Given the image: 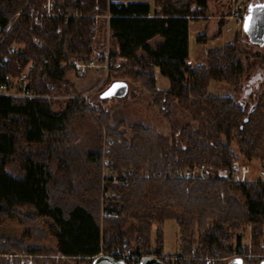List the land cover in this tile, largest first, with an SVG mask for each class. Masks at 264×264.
I'll return each mask as SVG.
<instances>
[{"label": "trees", "instance_id": "1", "mask_svg": "<svg viewBox=\"0 0 264 264\" xmlns=\"http://www.w3.org/2000/svg\"><path fill=\"white\" fill-rule=\"evenodd\" d=\"M53 1L59 15L33 25L26 12L45 0H0V24L24 12L5 35L0 80L17 78L35 63L30 88L52 96L0 97V221L18 219L30 228L29 238L40 241L37 238L46 231L34 225L44 219L56 247L45 250L28 247L23 240L0 238V253L53 252L88 259L99 253L102 240L109 248L120 247L124 241L132 244L135 235V253L161 256L159 226L168 219L176 222L181 245V252L171 256L181 257L182 264H196L185 259L189 255L218 257L239 248L248 251L239 235L248 225L257 249L264 240V182H227L213 172L234 170L238 159L234 139L249 159L261 157L264 151V78L254 94L238 98L258 77L248 80L252 64L249 57L243 58L241 36L223 50L210 51L206 65L193 66L190 16L195 15L193 6L205 11L207 0H155L153 13L144 2ZM100 13L110 16V68L101 87L91 94L101 93L115 80L139 84L168 123L174 105L189 116L190 123L171 126L170 134L143 124L114 125L109 110L92 105L91 94L83 97L98 84L75 93L68 79L74 67L69 61L91 58L95 16ZM223 28L221 23L215 38L221 37ZM197 41L206 42L203 36ZM14 44L23 48L7 52ZM156 68L170 81L168 90L157 87ZM213 81L228 83L232 97L209 96ZM55 95L69 97L58 110ZM104 147L109 149L110 167L126 172V180L114 184L103 178ZM262 159L264 169V154ZM196 165L206 166L207 178L170 175ZM233 191L241 192L243 199ZM155 228L157 247L151 239Z\"/></svg>", "mask_w": 264, "mask_h": 264}, {"label": "rangeland", "instance_id": "2", "mask_svg": "<svg viewBox=\"0 0 264 264\" xmlns=\"http://www.w3.org/2000/svg\"><path fill=\"white\" fill-rule=\"evenodd\" d=\"M112 1L113 2H117V1L144 2V3L152 4L155 7V0H112ZM259 1L261 0H207V8L205 11H203L200 7L193 6L192 11L195 13V15L190 16L191 20L189 22V29H190V37H191V58H190L191 63H193L194 55L197 48H200V45L202 44L197 41V38L199 36H203L204 40L206 41L205 43L208 42L206 47L210 51L223 50L225 46L233 44L235 42L236 36L237 37L241 36L242 48L244 54L243 58L245 59V61H247L246 59L249 57L252 64V70L250 76H248V80L250 78H253L254 76H257V74H258L257 77L258 79L256 78L254 82L250 86H248L249 91L244 96L242 95L238 96L240 100L247 99L248 96L254 94L258 89V85H260V82L264 78V45L262 46L252 42L249 33H246L243 27L244 16L246 21L250 22L249 23L250 29L252 28V23L254 22L255 18L258 19L257 17L258 7L254 9V12H250V13H248V8L250 7L251 4L254 5ZM54 6L56 13L55 15L57 16L60 13V8L57 7V4L55 2H54ZM19 13L20 12L15 14L13 17L12 20L13 27L17 22L20 21L21 16H18ZM95 17H96V25L94 28L95 34L93 36V40H94L93 51H96L97 54V53H103L107 49V47L109 48L111 32L108 26V20L110 17L109 14L100 13L97 14ZM221 23H224L222 35L220 38L217 37L215 38L214 36L218 32V28ZM13 47L16 49L19 48L22 49L23 45L14 44ZM208 53H207V57H208ZM255 54L260 55V57H257L256 59H252ZM93 55L95 54L92 52V56ZM72 59H70L69 61L70 64ZM206 63H207V58H206ZM68 79L71 81V83L74 84L75 93L88 92L96 84L99 85L102 82V76L96 73L95 71L93 70L87 72L83 71L81 73H78L75 67H73V70L69 72ZM129 85H130L129 93L126 97L123 98L113 97V98L101 100L99 97L100 92L91 94L95 92L93 90L88 93L91 94L90 100L92 102V105L99 107L101 109H105L107 111L109 110L111 112L112 124L114 125L115 124L117 125L119 120L126 121L127 125L141 123L139 122V117H137L136 115L140 116L141 119H144V121L146 119L144 115V111H145L144 109H139V110L137 109L136 111H134L130 107H129L130 109L122 107L123 104L127 105L129 104L130 101H132L131 98H134L133 95L139 94L140 97L141 93L145 92L139 84L129 83ZM208 93L209 96L232 97L233 89L226 82L213 81L209 86ZM145 94L147 93L145 92ZM147 96L150 98V101L152 102L151 97L148 94ZM54 98L56 99L55 109L57 110L63 108L65 106L66 100L69 99V97L65 95H55ZM173 109H174V116L171 124L168 123L167 120H165L162 117V115H160V119L156 123L159 127L158 129L164 131L165 134H170L171 126L175 128H179L191 122L189 116L185 112H183L179 107L174 105ZM129 114L131 115L128 116ZM87 119L90 120L89 118ZM142 124L145 125L144 122ZM76 126L79 128L78 125ZM90 126L91 124L89 123L88 128ZM82 133L83 131L79 130L77 135L79 139L83 137ZM232 148L236 152L238 157L237 161L233 165L234 170H228L227 168H219L216 171H213L215 174L217 173L218 175V177L216 178L227 182H241V183L259 182L255 180H257L259 177L262 178L263 176L262 172H264V169L262 167V160H263L262 157L264 151L261 152L263 153L261 154V157H258L256 159H249L248 157H246L241 153L236 139L232 141ZM107 151L108 150L105 149L104 147L103 152L105 153V158L108 161H111ZM244 165L248 166L250 169V172L247 173L246 175H242V173L240 172L241 167ZM108 166H109L108 169H112L111 168L112 166L110 167V164ZM102 171L106 172L104 167ZM219 172L225 173V176L219 175ZM226 173H227V177H226ZM115 174L119 175L120 173L116 172ZM126 175L128 174L126 173ZM150 175L154 176V173H150ZM232 194L238 199H243V195L239 191H233ZM48 224L47 221H45L44 219H38L35 222L34 225L35 227L39 229H44L46 231V234L43 237L37 238L40 239V241H35L29 238L30 228L20 224L18 219H10L3 222L0 221V238H15V239L23 240L28 247H42L45 250L52 249L56 247V241L54 238H52V235L47 232ZM159 228L162 231V239L161 242L158 243V246L161 245V251L163 255L158 256V258L159 257L163 258L165 256L169 257L171 255H175L176 253H180L181 245H180L179 229L176 222L172 219L165 220L164 223L159 226ZM156 231L157 228H155L151 234L152 244L154 247H157ZM239 235H242V243L249 245L248 251L246 250L247 254H251L254 256V258H257L260 252L264 251V248H261V246L264 245V240L257 249H255L254 246H252L253 232L251 225L245 226V228L241 229L239 231ZM134 237L135 235L131 237V243H132L131 246L135 243ZM235 241L236 238L234 237L233 243H235ZM40 253L50 256V258L46 259V261L44 259L37 261V263L39 262L40 264L43 261L44 263L46 262L45 264H50L51 260L54 261V263L52 264L66 263L65 261L68 262L69 260H72L70 261V264H88V259H84V258L57 260L55 256L59 254L53 252L52 253L40 252ZM144 254L146 256H149V254L147 253ZM235 255H236V250L221 254L218 257L199 256V255L197 256L189 255L187 257L185 256L182 257L183 258L185 257L187 261L192 260L193 262H196V264H206L207 261L212 262V264H226L234 257H236ZM150 256H155V255L150 254Z\"/></svg>", "mask_w": 264, "mask_h": 264}, {"label": "built area", "instance_id": "3", "mask_svg": "<svg viewBox=\"0 0 264 264\" xmlns=\"http://www.w3.org/2000/svg\"><path fill=\"white\" fill-rule=\"evenodd\" d=\"M24 12H20L18 16H21ZM27 15H30L33 19L32 24H38L42 18H51L55 16V6L53 0H45V2L40 7H31L29 12H26ZM12 21H9L7 24L2 25L0 24V53L2 52V46L5 41V35L10 31L12 28ZM35 42L38 45L42 44V41L39 38H35ZM14 48L13 46L7 49V52H10L12 50H20ZM95 55H93L90 59L86 61H79L76 59H72L71 64L75 67L76 71L78 73H81L83 71H95L96 73L100 74L102 76V82L96 86L94 91H97L105 79L107 78L109 74V68H110V58H109V48L103 52V53H97L96 51H93ZM8 57L4 55L3 61L6 62ZM2 64V63H1ZM3 66V65H2ZM35 68V63H29L21 73V75L17 78L12 77H6L4 80H0V97H15V98H24V99H39V98H46L51 99L52 96L49 94H41L39 92L34 91L30 88L31 80L29 78V75L31 74L32 70ZM83 97L85 99H88L89 94H84ZM109 151V149H107ZM104 169L106 172H103V178L110 180L112 183L117 184L121 182V179L127 178L126 172H123L122 174H115L116 172L113 171V169H108L110 161H108L106 158H104ZM242 175H246L250 172V169L248 166H242L240 169ZM170 175L173 176H181L184 178H201L205 179L208 177L209 172L206 169L205 165L200 166H194L192 168H189L187 170H180L176 169L173 172H170ZM219 175H224L225 173H220ZM262 175L264 176V172H262ZM149 176V175H148ZM259 177L255 181H262L264 182V177ZM227 177V173H226ZM245 179V178H244ZM102 215H106L105 210L103 211ZM261 248H264V245L261 246ZM263 250V249H262ZM100 255H111L115 256L121 260H124L127 264H140L143 257H145V254H137L134 251V248L131 246V244L128 241H124L120 247H111L109 248V244L105 243L103 240L101 242L100 251L98 254L92 257H88L89 260H94L96 257ZM236 257L234 258H240L243 260L246 264H260L261 261L264 259V251L260 252L259 256L257 258H254L253 255L247 254L246 250L243 248H239L236 250ZM57 260L61 259H72L74 257H68L63 255H56L55 256ZM158 257V256H157ZM50 258L49 255L42 254L40 252H27V253H0V264H37V261L39 260H45ZM79 259V257H75ZM160 258V257H159ZM233 258V259H234ZM165 264H182L183 260L179 256H165L163 258H160ZM189 262V261H188ZM206 264H212V262L207 261Z\"/></svg>", "mask_w": 264, "mask_h": 264}, {"label": "water", "instance_id": "4", "mask_svg": "<svg viewBox=\"0 0 264 264\" xmlns=\"http://www.w3.org/2000/svg\"><path fill=\"white\" fill-rule=\"evenodd\" d=\"M253 6V8H252ZM258 7V19L255 18L252 23V28L250 29L249 23L247 22L244 16V30L246 33H249L250 39L252 42L259 45H264V0H261L254 5H250L248 8V13L254 12V9ZM130 85L125 80H115L113 81L105 90L100 93L101 99L109 98H123L126 97L129 93ZM92 264H127L124 260H118L109 255H100L96 257ZM140 264H165L160 258L155 256H145L142 258ZM226 264H246L240 258H234L227 262ZM260 264H264V259Z\"/></svg>", "mask_w": 264, "mask_h": 264}, {"label": "crops", "instance_id": "5", "mask_svg": "<svg viewBox=\"0 0 264 264\" xmlns=\"http://www.w3.org/2000/svg\"><path fill=\"white\" fill-rule=\"evenodd\" d=\"M117 2L121 3V2H126V1H117ZM150 5L152 7V13H153V11L155 10V7L152 4H150ZM108 22H109V20H108ZM108 26H109V24H108ZM207 44H208V42L204 43V44L202 43L200 45V48H197L195 55H194L193 63H191L193 66H199V65L204 66V65H206L207 53L210 51L206 47ZM189 57L191 58L190 29H189ZM155 77H156V84H157V87L159 89L168 90L170 88V81L168 80V78L164 77L161 74V72L158 68L155 69ZM137 96H138V98H131L132 101H130L129 104H127V105L123 104L122 107L127 108V109L131 108L134 111H136L137 109L138 110L144 109L145 110L144 115L146 118L145 121H144V119H141L140 116L136 115L137 117H139V122H141V123H135V124H142L144 122L145 126L155 128V129L159 130L160 132L165 133L164 131H161L160 129H158L159 127L156 123L159 121L160 115L154 109L152 102L150 101V98L147 96V94H145V92H142L140 97H139V94H137ZM141 100H142V103H141ZM130 115L131 114H129L128 116H130ZM121 121L126 123V121H124V120H119V122H121ZM165 129H166V127H165Z\"/></svg>", "mask_w": 264, "mask_h": 264}, {"label": "bare ground", "instance_id": "6", "mask_svg": "<svg viewBox=\"0 0 264 264\" xmlns=\"http://www.w3.org/2000/svg\"><path fill=\"white\" fill-rule=\"evenodd\" d=\"M109 256H111V255H109ZM113 257V256H112ZM115 258V257H114ZM118 260H121V259H118Z\"/></svg>", "mask_w": 264, "mask_h": 264}, {"label": "flooded vegetation", "instance_id": "7", "mask_svg": "<svg viewBox=\"0 0 264 264\" xmlns=\"http://www.w3.org/2000/svg\"><path fill=\"white\" fill-rule=\"evenodd\" d=\"M258 79V78H257ZM259 86V85H258Z\"/></svg>", "mask_w": 264, "mask_h": 264}]
</instances>
